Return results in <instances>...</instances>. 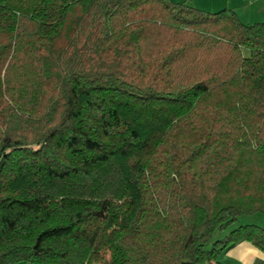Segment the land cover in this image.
I'll list each match as a JSON object with an SVG mask.
<instances>
[{
	"label": "trees",
	"instance_id": "16d2710c",
	"mask_svg": "<svg viewBox=\"0 0 264 264\" xmlns=\"http://www.w3.org/2000/svg\"><path fill=\"white\" fill-rule=\"evenodd\" d=\"M258 214L264 23L0 0V264H221Z\"/></svg>",
	"mask_w": 264,
	"mask_h": 264
},
{
	"label": "crops",
	"instance_id": "0c3cea01",
	"mask_svg": "<svg viewBox=\"0 0 264 264\" xmlns=\"http://www.w3.org/2000/svg\"><path fill=\"white\" fill-rule=\"evenodd\" d=\"M173 1L181 3L186 0ZM189 4L210 13L233 10L246 25L264 23V0H189ZM219 261L221 264H264V253L244 242L225 252Z\"/></svg>",
	"mask_w": 264,
	"mask_h": 264
},
{
	"label": "rangeland",
	"instance_id": "374dc122",
	"mask_svg": "<svg viewBox=\"0 0 264 264\" xmlns=\"http://www.w3.org/2000/svg\"><path fill=\"white\" fill-rule=\"evenodd\" d=\"M241 225H257L264 228V215H255L252 217H244L242 218L239 223H237L235 226H233L230 230L238 228ZM229 230V232H230ZM228 232V233H229ZM220 238V234H216L213 238L214 241L218 240Z\"/></svg>",
	"mask_w": 264,
	"mask_h": 264
}]
</instances>
